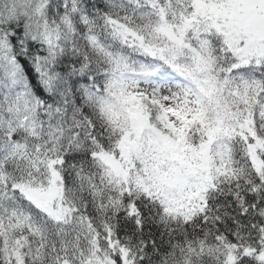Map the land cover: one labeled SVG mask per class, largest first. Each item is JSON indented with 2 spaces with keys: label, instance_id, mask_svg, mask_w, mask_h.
<instances>
[{
  "label": "snow or ice",
  "instance_id": "6c2138e0",
  "mask_svg": "<svg viewBox=\"0 0 264 264\" xmlns=\"http://www.w3.org/2000/svg\"><path fill=\"white\" fill-rule=\"evenodd\" d=\"M0 264H264V0H0Z\"/></svg>",
  "mask_w": 264,
  "mask_h": 264
}]
</instances>
